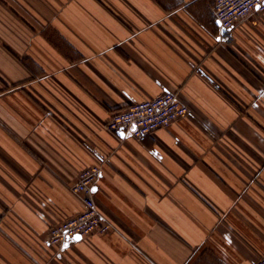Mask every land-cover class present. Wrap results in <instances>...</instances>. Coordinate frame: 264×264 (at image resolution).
I'll list each match as a JSON object with an SVG mask.
<instances>
[{
  "label": "crops",
  "instance_id": "1",
  "mask_svg": "<svg viewBox=\"0 0 264 264\" xmlns=\"http://www.w3.org/2000/svg\"><path fill=\"white\" fill-rule=\"evenodd\" d=\"M216 0H0V264H257L264 256V12ZM166 91L141 139L112 115ZM116 230L55 246L80 172Z\"/></svg>",
  "mask_w": 264,
  "mask_h": 264
},
{
  "label": "built area",
  "instance_id": "2",
  "mask_svg": "<svg viewBox=\"0 0 264 264\" xmlns=\"http://www.w3.org/2000/svg\"><path fill=\"white\" fill-rule=\"evenodd\" d=\"M214 17L223 28H233L254 13L264 12V0H216ZM189 113V107L179 93L166 91L156 96L132 103L115 112L107 123L111 132L141 139L146 135L167 127ZM102 174L100 164L85 167L79 174L72 191L80 198L82 210L52 226L49 242L61 246L76 236L89 237L116 230L114 223L100 210L94 196L95 187ZM1 222V218H0ZM257 264H264V256Z\"/></svg>",
  "mask_w": 264,
  "mask_h": 264
},
{
  "label": "water",
  "instance_id": "3",
  "mask_svg": "<svg viewBox=\"0 0 264 264\" xmlns=\"http://www.w3.org/2000/svg\"><path fill=\"white\" fill-rule=\"evenodd\" d=\"M76 237H78V238H79V237H81V236H79V235H78V236H76Z\"/></svg>",
  "mask_w": 264,
  "mask_h": 264
}]
</instances>
